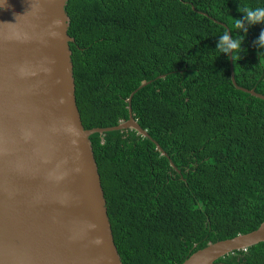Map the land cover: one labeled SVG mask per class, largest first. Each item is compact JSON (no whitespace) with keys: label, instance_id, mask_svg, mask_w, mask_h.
<instances>
[{"label":"trees","instance_id":"16d2710c","mask_svg":"<svg viewBox=\"0 0 264 264\" xmlns=\"http://www.w3.org/2000/svg\"><path fill=\"white\" fill-rule=\"evenodd\" d=\"M264 0H67L75 98L122 264H181L208 242L264 220V24L234 21ZM244 35L241 57L214 49ZM163 75V76H161ZM170 160L175 167L170 164ZM212 264H264V241Z\"/></svg>","mask_w":264,"mask_h":264},{"label":"water","instance_id":"95a60500","mask_svg":"<svg viewBox=\"0 0 264 264\" xmlns=\"http://www.w3.org/2000/svg\"><path fill=\"white\" fill-rule=\"evenodd\" d=\"M66 1L0 0V264H122L89 136L134 129L150 137L131 108L134 92L150 81L130 93L126 120L85 128ZM231 79L264 100L236 83L232 65ZM260 241L264 220L249 232L208 242L181 264H212Z\"/></svg>","mask_w":264,"mask_h":264},{"label":"clouds","instance_id":"9594fccd","mask_svg":"<svg viewBox=\"0 0 264 264\" xmlns=\"http://www.w3.org/2000/svg\"><path fill=\"white\" fill-rule=\"evenodd\" d=\"M238 10L243 13V16L237 18L233 23L239 30V33L242 31L246 35L247 27H245V23L248 25L258 23L264 24V5L243 8L239 7ZM243 40L244 35L239 34L238 37H234L230 35L228 31H225L223 34L219 35V40L214 49L218 50L219 54H229L226 55V58L236 60L241 57L242 52L246 51L242 48ZM255 43L258 49H264V29H261ZM261 54H264V50L257 51L258 57Z\"/></svg>","mask_w":264,"mask_h":264}]
</instances>
